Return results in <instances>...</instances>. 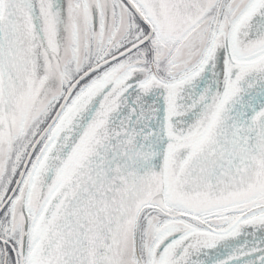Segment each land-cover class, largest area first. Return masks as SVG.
Masks as SVG:
<instances>
[{"label":"snow or ice","instance_id":"snow-or-ice-1","mask_svg":"<svg viewBox=\"0 0 264 264\" xmlns=\"http://www.w3.org/2000/svg\"><path fill=\"white\" fill-rule=\"evenodd\" d=\"M0 264H264V0H0Z\"/></svg>","mask_w":264,"mask_h":264}]
</instances>
